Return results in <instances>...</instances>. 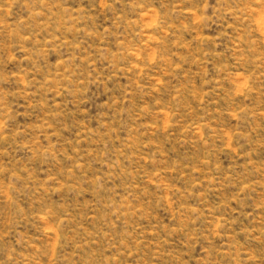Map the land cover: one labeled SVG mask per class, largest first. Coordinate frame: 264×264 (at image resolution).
<instances>
[{
	"label": "rangeland",
	"instance_id": "1",
	"mask_svg": "<svg viewBox=\"0 0 264 264\" xmlns=\"http://www.w3.org/2000/svg\"><path fill=\"white\" fill-rule=\"evenodd\" d=\"M0 264H264V0H0Z\"/></svg>",
	"mask_w": 264,
	"mask_h": 264
}]
</instances>
